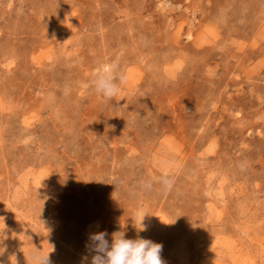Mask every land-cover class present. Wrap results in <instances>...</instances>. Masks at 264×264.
<instances>
[{"label": "rangeland", "instance_id": "374dc122", "mask_svg": "<svg viewBox=\"0 0 264 264\" xmlns=\"http://www.w3.org/2000/svg\"><path fill=\"white\" fill-rule=\"evenodd\" d=\"M100 231L264 264V0H0V264H91Z\"/></svg>", "mask_w": 264, "mask_h": 264}, {"label": "clouds", "instance_id": "9594fccd", "mask_svg": "<svg viewBox=\"0 0 264 264\" xmlns=\"http://www.w3.org/2000/svg\"><path fill=\"white\" fill-rule=\"evenodd\" d=\"M124 82L125 78L119 73L117 62L113 61L99 66L91 84L92 90L98 97L111 100L119 95ZM160 183L162 191L167 193L172 189L174 181L162 177ZM141 186L145 190L152 188L150 181L142 182ZM143 220L140 221L138 231L145 230ZM108 235L106 231H100L89 236V243L85 247L90 253H94L91 264H166L162 258V244L140 237L127 239L124 231L112 233L109 242ZM28 259L32 264H49V255L44 256L38 252L30 254Z\"/></svg>", "mask_w": 264, "mask_h": 264}]
</instances>
